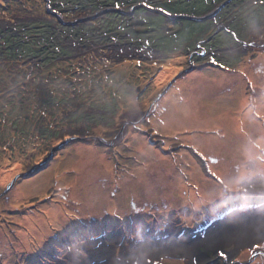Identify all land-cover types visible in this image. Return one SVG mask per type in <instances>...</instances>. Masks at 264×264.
Segmentation results:
<instances>
[{
  "label": "rangeland",
  "instance_id": "374dc122",
  "mask_svg": "<svg viewBox=\"0 0 264 264\" xmlns=\"http://www.w3.org/2000/svg\"><path fill=\"white\" fill-rule=\"evenodd\" d=\"M116 1L0 0V264H264V0Z\"/></svg>",
  "mask_w": 264,
  "mask_h": 264
},
{
  "label": "water",
  "instance_id": "95a60500",
  "mask_svg": "<svg viewBox=\"0 0 264 264\" xmlns=\"http://www.w3.org/2000/svg\"><path fill=\"white\" fill-rule=\"evenodd\" d=\"M141 7L149 8L152 12L157 13V14H162V15H164L165 17L169 18L172 21H177V20L185 19V20H191V21H197V22H204V21H207V20H210V19L214 18L216 16V14L219 12L220 8H221V7H217L211 14H208V15H204V16H190V15H186V14H182V15H172V14L166 12L162 8H152V7H148L145 4H142V5H136V6H134L130 11H126V10H122V9H107V10H103V11L97 12L94 15L87 16V17L81 18L79 20L71 21V22H66V23L63 22V19H62V17L59 14H56V13H54V14L59 18V21L61 23H65L66 25L75 26L78 23H84V22H88V21H91V20H96L97 18L101 17L102 15L108 14L110 12H119V13H122L124 15H132V14H134V12L137 9H139ZM40 169L41 168H38V169L34 170L33 172L25 175L24 177H28V176L34 175Z\"/></svg>",
  "mask_w": 264,
  "mask_h": 264
},
{
  "label": "flooded vegetation",
  "instance_id": "af4514ba",
  "mask_svg": "<svg viewBox=\"0 0 264 264\" xmlns=\"http://www.w3.org/2000/svg\"><path fill=\"white\" fill-rule=\"evenodd\" d=\"M227 1V0H226ZM226 1H224V2H222V3H220V4H218L217 5V7H220V5L222 6V4H225V6L227 5L225 2ZM230 2H231V0H229ZM228 1V2H229ZM232 1H234V0H232ZM229 2V3H230ZM146 5V4H145ZM257 5V4H256ZM234 6H237V5H233L232 7H234ZM227 7V6H226ZM216 8V7H215ZM223 8V10H224V8L225 7H222ZM231 8H229V9H227V11L228 10H230ZM214 11V10H213ZM213 11H211V12H208V13H206L205 15H208V14H211ZM136 12V11H135ZM134 12V13H135ZM146 13H145V15H149V14H147L148 13V11H145ZM150 12H152L151 10H150ZM228 15H230L229 13H228ZM216 16H221L220 15V12H218L217 14H216ZM214 17L213 19L215 20V21H217V17ZM230 17V16H229ZM213 19H211V20H213ZM228 20V22H226V20L225 21H217L216 22V25L218 24V26L216 27V25H215V28H219V29H221V28H224L225 30H227L228 29V27L231 25V23L234 21V19L232 18V19H227ZM214 22V21H213ZM199 23V22H198ZM201 23V22H200ZM215 23V22H214ZM232 26V25H231ZM256 27H251V29L250 30H254ZM227 31H229L230 32V30L228 29ZM231 33H232V35H233V38L235 39V40H237L238 42H244V41H240V38L238 37V35H237V33H236V31H234V30H232L231 31ZM249 33H251V31L249 32ZM252 34V33H251ZM256 34V33H255ZM252 42H250L249 44H247V45H249V46H251V47H254V48H257V49H264V41H258V42H260V43H257V44H254L255 43V39L254 40H251ZM246 43V42H245ZM139 47V46H138ZM137 47V48H138ZM208 46H206L205 44H203L202 42H198L197 43V48H198V51H197V53H198V55L200 54V58L201 59H203L202 57H205V59H208V60H210L209 62H212V63H214L211 59L213 58V56L211 57V55H212V51H208V48H207ZM209 48H211V47H209ZM137 51V50H136ZM143 52L144 51V48L142 47V50H140V48H138V52ZM218 51V50H217ZM193 56H195L194 54H193ZM215 66H217V64H216V62H215V64H214Z\"/></svg>",
  "mask_w": 264,
  "mask_h": 264
},
{
  "label": "trees",
  "instance_id": "16d2710c",
  "mask_svg": "<svg viewBox=\"0 0 264 264\" xmlns=\"http://www.w3.org/2000/svg\"><path fill=\"white\" fill-rule=\"evenodd\" d=\"M101 4V3H100ZM142 4H148L147 6L148 7H152V8H156V7H153V6H151V5H155L153 2H144V3H142V2H139V3H135V4H133L132 5V7H131V9L134 7V6H136V5H142ZM116 5H119V7H117ZM76 6H80V4H77ZM97 6L100 8V6L97 4ZM50 7H55V5L53 4V3H50ZM87 8H83V10H84V12L85 11H89V10H92L93 9V3H91V4H88L87 6H86ZM125 7H127L126 5H125V1H121V0H117L116 1V3H114V4H111V6L110 7H106V8H103L102 10H98V11H96V13L97 12H100V11H103V10H107V9H122V10H126V11H130L131 9H126ZM159 8V7H158ZM50 9H52V8H50ZM140 9H143L144 11L146 10V11H150V9L149 8H145V7H141V8H139V9H137V10H140ZM162 9H164V8H162ZM136 10V11H137ZM164 10H166V9H164ZM65 12H63L61 15L64 17V14ZM95 13V14H96ZM111 13H113V14H118V15H121L122 13H119V12H110V13H108V14H111ZM136 13V12H135ZM134 13V14H135ZM134 14H132V15H134ZM105 15H107V14H105ZM122 15H124V14H122ZM132 15H126V16H132ZM149 15H151V14H149ZM146 18H149V17H145V19ZM165 18H167V17H165ZM169 19V18H168ZM177 21H179V20H177ZM59 23V22H58ZM56 26L57 25H59V24H55ZM117 44H119V43H117ZM45 167V166H44Z\"/></svg>",
  "mask_w": 264,
  "mask_h": 264
},
{
  "label": "snow or ice",
  "instance_id": "6c2138e0",
  "mask_svg": "<svg viewBox=\"0 0 264 264\" xmlns=\"http://www.w3.org/2000/svg\"><path fill=\"white\" fill-rule=\"evenodd\" d=\"M117 7H119V5H116ZM215 63V61H213ZM215 175V174H213ZM260 245H257V247H259ZM220 255H224L223 253H220Z\"/></svg>",
  "mask_w": 264,
  "mask_h": 264
},
{
  "label": "bare ground",
  "instance_id": "6f19581e",
  "mask_svg": "<svg viewBox=\"0 0 264 264\" xmlns=\"http://www.w3.org/2000/svg\"><path fill=\"white\" fill-rule=\"evenodd\" d=\"M260 220V219H259ZM247 222V221H246Z\"/></svg>",
  "mask_w": 264,
  "mask_h": 264
}]
</instances>
